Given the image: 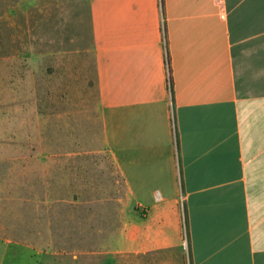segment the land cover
I'll list each match as a JSON object with an SVG mask.
<instances>
[{
	"label": "crops",
	"instance_id": "obj_1",
	"mask_svg": "<svg viewBox=\"0 0 264 264\" xmlns=\"http://www.w3.org/2000/svg\"><path fill=\"white\" fill-rule=\"evenodd\" d=\"M83 1V187L114 204L112 264H264V0Z\"/></svg>",
	"mask_w": 264,
	"mask_h": 264
},
{
	"label": "rangeland",
	"instance_id": "obj_2",
	"mask_svg": "<svg viewBox=\"0 0 264 264\" xmlns=\"http://www.w3.org/2000/svg\"><path fill=\"white\" fill-rule=\"evenodd\" d=\"M82 12L83 0H0V186L7 188L0 264L113 262L114 204L97 203L83 187L96 178L92 167L83 171L91 161L83 150L94 146H83ZM87 77L91 54L83 51ZM87 215L96 218L94 243L83 241L91 234ZM91 248L98 254L84 255Z\"/></svg>",
	"mask_w": 264,
	"mask_h": 264
}]
</instances>
